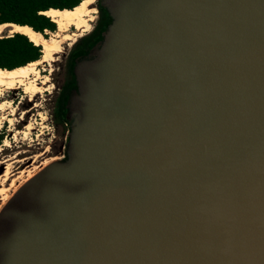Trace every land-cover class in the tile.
<instances>
[{"label": "water", "instance_id": "water-1", "mask_svg": "<svg viewBox=\"0 0 264 264\" xmlns=\"http://www.w3.org/2000/svg\"><path fill=\"white\" fill-rule=\"evenodd\" d=\"M100 5L66 158L0 210V264H264V0Z\"/></svg>", "mask_w": 264, "mask_h": 264}, {"label": "rangeland", "instance_id": "rangeland-1", "mask_svg": "<svg viewBox=\"0 0 264 264\" xmlns=\"http://www.w3.org/2000/svg\"><path fill=\"white\" fill-rule=\"evenodd\" d=\"M97 13L96 10L88 32L77 36L73 42L61 41V52L54 54L52 61L39 65L40 81H44L43 76H48V81H45V84H39L42 87L41 93L29 99L22 88H17L6 92L3 96V99L10 105L0 111V135L2 136L0 141V162L2 163L0 183H2L6 168L9 170L10 177L0 185V188L7 189L5 196L0 194V210L26 181L49 163L63 160L65 157L68 133L57 129L51 118L53 101L56 96L55 87L61 82L69 50L93 30L98 17ZM65 33L77 32L71 27L65 32L49 33L47 39L55 38L57 34V39L61 40ZM28 126L30 129H27ZM13 180L14 182H12Z\"/></svg>", "mask_w": 264, "mask_h": 264}, {"label": "trees", "instance_id": "trees-1", "mask_svg": "<svg viewBox=\"0 0 264 264\" xmlns=\"http://www.w3.org/2000/svg\"><path fill=\"white\" fill-rule=\"evenodd\" d=\"M83 0H0V25L15 24L18 26H27L34 32L40 33L45 39L48 34L57 32L56 24L43 12L54 10H72ZM100 0H97V2ZM100 16L97 25L85 37L76 42L69 55V69L72 76V87H75L74 76L72 73L71 61L80 53L101 41L102 35L111 18L107 10L99 5ZM42 56V47L32 43L25 35L13 34L0 37V69L13 70L25 66L29 63L39 60ZM65 98L63 93L58 99V103ZM57 110H55V115ZM2 136L0 135V141ZM68 142V136L66 137ZM67 148V143H66ZM66 148L65 157L66 158Z\"/></svg>", "mask_w": 264, "mask_h": 264}, {"label": "bare ground", "instance_id": "bare-ground-1", "mask_svg": "<svg viewBox=\"0 0 264 264\" xmlns=\"http://www.w3.org/2000/svg\"><path fill=\"white\" fill-rule=\"evenodd\" d=\"M96 2L97 0H83L72 10L59 11L50 9L49 11L43 12L45 16L49 17L56 24L58 32H65L71 27L76 30L77 33H65L61 37V40L57 39V34L55 38L50 40L45 39L40 33L34 32L27 26H18L15 24L0 25V37L19 33L25 35L35 45H40L42 47V56L39 60L13 70L0 69V111L10 105L8 101L3 99V96H5V93L8 91L22 88L29 99L42 92V87L40 85H43L46 78H44V81H40L41 75L39 74V65L52 61L53 55L61 52V41L73 42L77 36L79 37L83 33L89 31L90 22H93L96 13L94 9ZM27 129H30V126H28ZM5 146H8V144H5ZM1 164L0 162V167ZM9 177V170L6 168L0 185L6 182ZM12 182H14V180ZM0 194L5 196L7 194V189L3 187L0 188Z\"/></svg>", "mask_w": 264, "mask_h": 264}, {"label": "flooded vegetation", "instance_id": "flooded-vegetation-1", "mask_svg": "<svg viewBox=\"0 0 264 264\" xmlns=\"http://www.w3.org/2000/svg\"><path fill=\"white\" fill-rule=\"evenodd\" d=\"M99 5H100V1H98L95 5L97 10H98L97 21L99 20V16H100ZM97 21L95 22L94 27L97 25ZM94 27H93V29H94ZM94 45H92L88 49V51H86L84 53L82 52L73 58V60L71 61L73 76H74L73 69H74L75 64L78 61L82 60L83 58L87 57L90 54L91 49ZM69 55H70V50H69V52L66 56V59H65L64 71H63V76H62L61 82L57 87H55L56 96H55V99L53 101V107H52V113H51V118H52V122H53L54 126L57 129H62L63 131H65L68 134L71 130V120L69 118V113H68V104H69L70 96H71L72 92L77 89L75 76H74L75 87H72V76L70 75V69L68 67ZM43 77L47 79L46 81H48V76H43ZM43 84H45V82ZM63 93H65V98L58 103V99L60 98V96ZM55 110H57L56 115H55Z\"/></svg>", "mask_w": 264, "mask_h": 264}]
</instances>
